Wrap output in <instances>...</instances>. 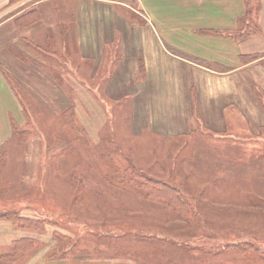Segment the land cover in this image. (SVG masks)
<instances>
[{"label": "rangeland", "instance_id": "374dc122", "mask_svg": "<svg viewBox=\"0 0 264 264\" xmlns=\"http://www.w3.org/2000/svg\"><path fill=\"white\" fill-rule=\"evenodd\" d=\"M76 4L0 0V213L11 214L0 218V254L33 236L35 247L14 264H264V253L233 247L252 242L264 251V134L248 133L237 110L224 124L238 129L232 137L204 131L196 112L184 124L187 137L170 136L182 128L171 104L158 109L164 120L152 127L143 112L133 117L139 81L129 66L112 67L119 54H105L92 79L93 62L76 46ZM23 8L37 10L38 21L22 28L17 14L6 22ZM133 165L182 188L193 210L188 221L141 191ZM16 215L44 219L45 229L21 228ZM157 235L168 238L165 246ZM68 246L71 254H58Z\"/></svg>", "mask_w": 264, "mask_h": 264}, {"label": "crops", "instance_id": "0c3cea01", "mask_svg": "<svg viewBox=\"0 0 264 264\" xmlns=\"http://www.w3.org/2000/svg\"><path fill=\"white\" fill-rule=\"evenodd\" d=\"M76 2L75 41L80 56L93 62L88 74L93 79L105 54L107 57L119 54L112 67L129 66L139 81L133 117L138 119L141 111L150 126L153 120L163 122L157 111L171 104L177 108L172 112L175 118L172 121L182 123V128L169 133L170 136L187 137L184 124L193 123L196 112L207 128L204 131L232 137L238 129H227L224 124L237 110L247 118L245 130L248 133L264 134L254 128L255 124L264 125V0L252 2L253 20L258 29L244 38H237L235 34L246 16V0ZM24 9L16 14L12 12L6 22H14ZM208 30L219 31V34ZM127 58L134 61L124 62ZM140 60H143V74ZM164 75L175 78L170 81L168 77L163 78ZM152 80L154 85L144 86ZM109 82L103 84L105 91L111 89ZM139 97L143 103H139ZM208 123L219 128L213 131Z\"/></svg>", "mask_w": 264, "mask_h": 264}, {"label": "trees", "instance_id": "16d2710c", "mask_svg": "<svg viewBox=\"0 0 264 264\" xmlns=\"http://www.w3.org/2000/svg\"><path fill=\"white\" fill-rule=\"evenodd\" d=\"M16 0H11V2H15ZM248 9L246 12V16L243 19V23L241 27L237 30V38H244L248 36L252 31H256L258 29V26L256 22L253 20V3L257 2V0H246ZM253 2V3H252ZM40 17V13L37 12V10H31L28 9V11L24 12L23 14H19L16 17V23L19 27H29L32 25V23H35L38 21ZM59 30L65 32L64 27L61 25L59 26ZM207 32H212L215 34H219V31H213V30H208ZM48 38V37H47ZM65 41L67 40V37L63 38ZM72 41L71 38H68ZM50 37L47 40V43L49 44H54V41H50ZM30 42V41H29ZM28 42V44H29ZM34 52H44L46 49H42L40 46L39 47H34L32 49ZM57 52V49L56 51ZM45 54V52H44ZM255 58L258 57L254 55ZM140 72L143 74L144 72V65H143V60H140ZM7 81L11 85L14 91H19L17 90L15 86V82L11 79V76H7L6 73L4 74ZM133 173L135 174L136 177L142 179H137L138 181L141 180V183L139 184L138 181L137 184L140 186L141 191L147 192L148 195L152 194L156 198L154 199L158 203L164 202L167 204L168 207H171L173 211L175 212V217L177 216L179 218V222L182 221H188V215L193 211L191 207V202L187 199V196L184 194L185 192L182 190V188H179L175 185L168 184L165 181H160L156 178H147L142 175L139 168H137L135 165H133ZM142 176H141V175ZM120 178H122V175H118ZM125 177V176H124ZM132 180H136L135 178L132 177ZM16 214V213H15ZM11 214L10 213H0V218H8ZM21 215H16L15 218L20 224L21 228L27 229L29 231H37L38 233H42L43 230L45 229V220L40 219V218H33V217H20ZM40 231V232H39ZM57 232V231H56ZM148 235L147 233H145ZM57 236L62 237L63 239H66L63 243L67 242L70 240V236L66 234H56ZM149 236V235H148ZM143 238V237H142ZM141 238V239H142ZM159 241V243L163 246H165L163 243L165 241H168V238L166 236L162 235H157L156 237ZM36 241L33 236H26L22 238L15 239L13 241V248L6 253H1L0 254V264H14L17 261V258L22 257L23 255H26L29 253L34 247H35ZM74 243H72L73 246ZM72 246L65 247L63 249L57 250L59 253L58 254H71L70 252L72 249ZM234 249L237 251H243V252H249L252 250L259 251L261 253H264L261 247H255L252 242H240L236 243L234 246Z\"/></svg>", "mask_w": 264, "mask_h": 264}]
</instances>
